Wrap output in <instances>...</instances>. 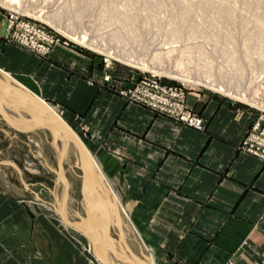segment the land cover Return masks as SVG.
Masks as SVG:
<instances>
[{
    "label": "crops",
    "instance_id": "0c3cea01",
    "mask_svg": "<svg viewBox=\"0 0 264 264\" xmlns=\"http://www.w3.org/2000/svg\"><path fill=\"white\" fill-rule=\"evenodd\" d=\"M6 24L0 8V68L28 80L79 132L106 177L122 183L127 213L158 264H264V161L237 149L256 111L188 89L205 128L184 126L119 95L137 73L110 66L104 83L99 57L72 45L37 56L4 42ZM4 190L0 264H90L65 229L44 216L29 222Z\"/></svg>",
    "mask_w": 264,
    "mask_h": 264
},
{
    "label": "rangeland",
    "instance_id": "374dc122",
    "mask_svg": "<svg viewBox=\"0 0 264 264\" xmlns=\"http://www.w3.org/2000/svg\"><path fill=\"white\" fill-rule=\"evenodd\" d=\"M0 8L7 16L5 34L10 14L17 13L31 23L43 26L56 40L46 55L8 41L4 35L5 43L43 58H47L57 46L72 45L83 53L99 57L105 70L118 66L137 73V80L142 75H154L164 85L180 86L185 92L186 104L187 90L201 89L253 109L257 116L244 136L257 121L264 126V35L261 41L257 40L258 31L264 30V0H0ZM218 8L223 10L217 16ZM71 32L86 34L100 48L78 43ZM116 38L118 41H115ZM107 52L132 55L148 62L151 69L132 67L106 56ZM239 67L240 74L237 73ZM157 69L198 78L210 75L233 90L245 92L247 96L243 100L234 99L221 92L151 72ZM108 73L106 70L105 74ZM14 76L31 91H36L23 76ZM103 82L109 81L103 79ZM134 83L118 89L119 95L122 96L120 92ZM55 133L53 124L34 107L0 105V187L7 195L17 198L29 222H38L39 217L44 216L49 222L58 223L67 231L69 238L79 244L86 260L93 264L86 256V251H93L91 233L74 217V212L78 210L92 223L95 215L99 222L95 203L98 188L86 184L81 167L69 164L61 140L59 137L53 139ZM56 140H60L59 149L55 147ZM62 170L63 178L59 183ZM90 179L93 178L90 176ZM110 181L126 213H129L122 183ZM59 199L68 203L73 213L58 203ZM108 225L112 241H105V244L113 248L114 242L118 241V224ZM102 232L105 233L101 231L100 237L105 236ZM133 245L137 252L145 256L147 251L149 253L142 243ZM152 255L158 264L153 252Z\"/></svg>",
    "mask_w": 264,
    "mask_h": 264
},
{
    "label": "bare ground",
    "instance_id": "6f19581e",
    "mask_svg": "<svg viewBox=\"0 0 264 264\" xmlns=\"http://www.w3.org/2000/svg\"><path fill=\"white\" fill-rule=\"evenodd\" d=\"M222 10H223L222 8H218L216 11V15L217 16L220 15L222 13ZM263 35H264V30L261 29L260 31H258L257 40L261 41ZM71 36L74 40H76L80 44L87 45L88 47L90 48L92 47L94 49L100 48V46L97 43H95L94 40L88 38L86 34L84 33L71 32ZM115 41H118V39L116 38ZM106 56L110 58H114V59H119L123 63L128 64L132 67L141 68L144 70L151 69V66L148 65V62L142 59H137L129 54L107 52ZM240 68L241 67L237 69V73L241 71ZM151 72L155 74H159V75H167L168 77L172 79H176V80H179L187 84H191L195 86H202V87H205L215 92H219V93L221 92L224 95L230 96L234 99L243 100V99H246V96H247L245 92L240 91V90H233L231 89V87H229L228 84L223 83L222 81H216L210 75H208L206 78H201V77L198 78V77L188 76L184 74L183 75L173 74L172 72L166 71L163 69L151 70ZM0 82L2 84L9 86L11 89H15L17 91V93H12L11 92L12 90L9 91L5 89V92L0 90V95H1L0 105L11 107V108L34 107L50 122L52 119L50 111L53 110L55 113H57L49 103L45 102L42 98L39 97V95L31 91L29 88L23 85V83L18 81L13 75H10L9 73L5 72L2 68H0ZM7 92L12 93L13 95L8 94ZM33 96H38L40 99H42L44 103H37L33 101L31 99V97ZM53 122H55V120L52 121L51 123L53 124L54 131L56 132L53 135V139L55 140L56 137H59V139L61 140L62 150L69 164L70 165L75 164L83 168L81 156L79 152L77 151V149L75 148V145L73 144L72 140L70 139L68 134L64 130L61 129L59 125ZM74 131L76 130L74 129ZM76 133L79 136L77 131ZM56 141H54V143H56L55 147L57 148L59 145V142L58 140ZM85 147L87 149V152L91 160V178L94 179V180L91 179L93 182L90 183V185L92 187L97 186L98 188L96 191L95 203L97 206V210L99 212L100 220L98 222V218L94 215V217L92 216L93 217V223H92V221H89L87 217L82 216L78 210H75L74 217L91 233V242L94 244L97 250L98 248H101V246L104 248V252L106 256L104 262L106 264H138V263L139 264H146V263L156 264L152 253L150 252L148 253V251L146 250L147 253L145 256L141 254L140 252L136 251L133 243L136 245L139 243H142V245L144 246L142 238L139 232L137 231V229L135 228L129 215L126 213L120 198L116 195V192L113 189L112 185L110 184L108 178L106 177V175L100 168L99 164L95 160L93 153L88 149L86 145ZM62 178H63V170L61 171V178H60L59 183H61ZM58 203H60L65 209H68L72 212L71 206L68 203L67 204L63 203V201L60 199L58 200ZM107 219L110 222L106 221ZM95 222L97 224V227L95 226ZM109 223H112V224L116 223L120 226L119 227L118 225H116L119 231L118 241L114 242V244L115 243L116 244L113 246V248L110 247L109 244H105L106 243L105 241L109 242L112 238V237L110 238L108 235V227H109L108 224ZM101 231L105 232V233L102 232L103 235H105L104 237L101 236L102 238L99 235ZM126 250L128 251V253L126 252ZM95 258L99 262L96 256ZM89 261L91 262V260Z\"/></svg>",
    "mask_w": 264,
    "mask_h": 264
},
{
    "label": "built area",
    "instance_id": "2783aa9c",
    "mask_svg": "<svg viewBox=\"0 0 264 264\" xmlns=\"http://www.w3.org/2000/svg\"><path fill=\"white\" fill-rule=\"evenodd\" d=\"M17 13L10 14L5 37L23 48L46 55L56 41L43 26L31 23ZM105 74L104 81L110 80ZM121 95L131 102L144 105L167 115L187 126L202 130V119L185 103V92L180 86L164 85L154 75H142L131 87L122 90ZM238 149L264 160V126L257 121L249 130Z\"/></svg>",
    "mask_w": 264,
    "mask_h": 264
},
{
    "label": "water",
    "instance_id": "95a60500",
    "mask_svg": "<svg viewBox=\"0 0 264 264\" xmlns=\"http://www.w3.org/2000/svg\"><path fill=\"white\" fill-rule=\"evenodd\" d=\"M6 90L11 91L12 93L17 91L15 89H11L9 86L2 84L0 82V90L5 92ZM8 93V92H7ZM12 93H8L13 95ZM25 97V96H24ZM30 97V96H28ZM31 99L37 103H44L42 101V99H40L38 96H33L31 97ZM50 114L52 116L51 122L55 120V122L57 125H59L61 127L62 130H64L68 136L70 137V139L72 140L73 144L75 145V148L77 149V151L79 152L80 156H81V161H82V172H83V177H84V181L85 182H89V184L91 183V160L89 157V154L87 152V149L85 147V145L83 144V142L81 141V139L79 138V136L77 135L76 131H74L69 124H67L57 113H55L53 110L50 111ZM3 115V113H2ZM7 119V118H6ZM92 253L89 251H86V256L89 258V260H91V262L93 264H106L104 262L105 260V252H104V248L101 246V248H97L94 246V244L92 243ZM95 256H97L99 262L96 260Z\"/></svg>",
    "mask_w": 264,
    "mask_h": 264
}]
</instances>
